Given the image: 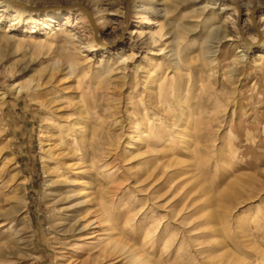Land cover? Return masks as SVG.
I'll return each instance as SVG.
<instances>
[{
	"label": "rangeland",
	"instance_id": "rangeland-1",
	"mask_svg": "<svg viewBox=\"0 0 264 264\" xmlns=\"http://www.w3.org/2000/svg\"><path fill=\"white\" fill-rule=\"evenodd\" d=\"M55 120L86 255L113 236L148 264H264V0H0V264L70 253Z\"/></svg>",
	"mask_w": 264,
	"mask_h": 264
},
{
	"label": "bare ground",
	"instance_id": "bare-ground-1",
	"mask_svg": "<svg viewBox=\"0 0 264 264\" xmlns=\"http://www.w3.org/2000/svg\"><path fill=\"white\" fill-rule=\"evenodd\" d=\"M215 34H216V30H213L212 36H215ZM165 84H166L165 77H163L160 81V86H159V90L162 93L165 91V86H166ZM54 103H55V100L53 99H50V100L44 99L41 102V105L43 107L49 108V110L51 109L53 110L54 106H52V104ZM160 104L162 106V115H163V117L161 116L162 117L161 123L167 124V123H170L168 122L170 120L171 121L170 125L178 126L177 121H174L173 119H175L177 115H180V114L182 117H184V112H183L184 110L183 111L181 110L179 114V112L176 109L167 110L166 101L163 103V101L161 100ZM189 115H190V112H189ZM55 121H57L56 124L54 122L55 125L52 127V130L49 136L46 138L47 149L42 150V152H45L47 154L48 159L53 161V163H55V165H57V167L59 168L56 170V173L59 175V177H62V180H59V179L57 181L55 180L56 185L64 186L66 189H69L66 191L67 194H65L64 196H61L58 199L55 198L57 199L55 203L61 207L58 210L60 211V213L62 212L59 216V222H58L59 232L62 236L61 247L62 249L69 247L68 249L70 250V253L73 254L72 256L69 255L70 254L69 252L61 254V257L65 261V264H108L110 261L109 256L113 257L117 253H120L122 256H126V257L128 256L131 261L132 260L134 261L135 264H148L144 261V259H142L140 254L138 255V253H136L137 251L135 252V250L131 248V246H128L125 242H123L119 238L117 239V237L116 238L113 237L112 235H111L112 237H110L108 241V243H110V246H112L110 248L111 251L109 254H107L108 251H106V249H101L99 253L97 254V256L95 255V257L90 254L86 255L84 253L83 248H81L82 247L81 235L84 231L83 220L80 217L77 218L76 216V214H78V209L76 208L77 204H75L73 200L75 199L76 194L74 195L70 188L71 184L70 182L67 181L68 176L66 172L64 174H61L62 170L66 171L70 169L69 163L71 162L73 163L74 161H76L77 155L75 152L76 150L75 139L70 138V129H69L70 126H68V122H66L65 123L66 125L64 126V125H60L63 122L61 123L58 120H55ZM186 122H187L186 125L187 124L189 125L191 121L190 119H187ZM150 126H151V123L147 122L145 127L147 130H149ZM74 163H77V162H74ZM233 264H235V261Z\"/></svg>",
	"mask_w": 264,
	"mask_h": 264
}]
</instances>
